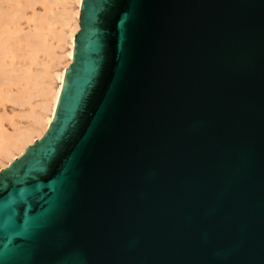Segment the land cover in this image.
Instances as JSON below:
<instances>
[{
    "label": "water",
    "instance_id": "obj_1",
    "mask_svg": "<svg viewBox=\"0 0 264 264\" xmlns=\"http://www.w3.org/2000/svg\"><path fill=\"white\" fill-rule=\"evenodd\" d=\"M79 26L0 173V264H264V0H83Z\"/></svg>",
    "mask_w": 264,
    "mask_h": 264
},
{
    "label": "rangeland",
    "instance_id": "obj_2",
    "mask_svg": "<svg viewBox=\"0 0 264 264\" xmlns=\"http://www.w3.org/2000/svg\"><path fill=\"white\" fill-rule=\"evenodd\" d=\"M59 1H63V0H59ZM65 1H67V4L61 3V4H56V5L51 4L49 0H37V2L35 0H20V1L19 0H1L0 1V22H1L0 31L4 32L5 34L7 33V35L9 34L8 36L11 39H13L14 35L10 33L9 30L16 31L18 33L20 32L21 34H22L21 31H24L25 33L32 35L37 41V43L40 42L38 45L42 44V49H36L38 47V46L36 47L34 46L37 44L36 41H34L36 44H33L34 42L33 43L32 42L26 43L24 41L19 42L20 45L19 44L18 45L20 47H18L17 45L18 49H16L17 50L16 54L18 51H21V52L20 53L18 52L19 57H18V54L15 56V53L14 55L13 53H10L11 56L13 55L12 58L15 56L13 60L11 56L8 55L9 53L7 54H5L6 52L3 53L1 48L4 46L3 44L0 45L2 46L0 47V50H1L0 55L1 54L2 56L4 55L3 56L4 58L0 56L1 58L0 67H2L0 69H3V68L8 69L9 67L11 71H15V74L12 72L14 76L16 75L15 78L18 79L19 77V81H17L16 79L17 82H16L15 87L11 86V89H10V86L3 87V91L5 92V94H6V91L8 92V96L6 98L8 97L9 98L8 99L5 98V100H3L4 98L3 99L0 98V103H1L0 105V127L5 128V129L0 130V134L2 130L4 131L7 130L6 132H9V134H15L16 131L20 129L25 130V131H36V132H41L42 130L36 118L44 115L45 112L43 111L42 107L46 105L47 103L52 102V95L50 96L46 92L49 90L55 91L58 88L59 80L57 76L62 72V69H63L62 64H64L68 60L67 55H68V52L70 51L69 49L70 47L68 46V38L66 39V41L59 42V39L58 41H56L57 40L56 36H58V34L63 33V34H67L68 36L70 34L69 28L67 27L62 28L60 23L55 24V25L50 24L48 22V17L50 18L52 16L57 17L59 18V21H60L62 19L61 15L62 13H64V11L65 12L70 11L73 14H75L78 10V0H65ZM29 2L30 3L32 2V4L33 2H35L32 5L34 8H32V6L31 8L28 7L30 4ZM24 9L26 11H23ZM20 13L24 14V16H21ZM19 15L21 17H19ZM36 16L38 17V19L37 18L35 19ZM3 17L5 19H3ZM7 19L8 20L10 19V20L8 21ZM34 19L37 21H35ZM11 21L14 22L13 25L11 24L12 23ZM3 22L4 23L6 22L7 27L5 26ZM9 22H10V26H9ZM40 22H43L42 26H39L41 25ZM35 23H38L37 25L38 28L34 27ZM4 26L6 27L7 32H5L6 30H4L5 29ZM33 32H37V33H33ZM38 32H41L42 36H40V33ZM10 34L13 36H11ZM35 34H38L40 37H38V35H35ZM9 37L7 38L8 41L10 39ZM36 38H39L41 41H39ZM25 45H28L29 48ZM47 46L51 48V50L53 51V54L51 55L46 54L44 49ZM5 55L6 57L7 56L8 57L5 58ZM25 56L27 58L29 57L30 59L32 57V59L31 60L29 58L25 59L24 58ZM61 57H65V58L63 60H60ZM16 66H20V67L18 68ZM29 75L31 77L27 79ZM32 88L34 90H31ZM20 90H21L22 95L18 93V91ZM27 90H29V92ZM10 92H14L18 94L14 96L13 95L14 93H12L13 95L12 96V95H9ZM10 96L22 97V102H25V103H22V104L19 103L17 105L14 102H10L12 101L11 100L12 98ZM30 96L32 97L29 98ZM30 113L32 114V116L30 115ZM16 125L18 128H16ZM7 161L8 160L5 158V156H3V154L0 151V168H3L7 164Z\"/></svg>",
    "mask_w": 264,
    "mask_h": 264
},
{
    "label": "bare ground",
    "instance_id": "obj_3",
    "mask_svg": "<svg viewBox=\"0 0 264 264\" xmlns=\"http://www.w3.org/2000/svg\"><path fill=\"white\" fill-rule=\"evenodd\" d=\"M1 1V0H0ZM20 1V0H19ZM36 2H37V0H35ZM49 2L51 3V4H67V1H65V0H63V1H59V0H49ZM48 2V3H49ZM30 3V2H29ZM35 2H33V4H34ZM82 3H83V0H78V10H77V12L75 13V14H73L72 12H65L64 11V13H62V15H61V20L59 21V18H57V17H53V19H52V17L50 18V17H48V22L50 23V24H52V25H55V24H58V23H60L61 24V26H62V28H65V27H67V28H69V30H70V34L67 36V34H58V36H56V38H57V40L56 41H58V39H59V42H61V41H66V39L68 38V46L70 47L69 49H70V51L68 52V60L64 63V64H62L63 65V69H62V72L57 76L58 77V80H59V85H58V88L55 90V91H53V90H49V91H47L46 93L48 94V95H52V102H49V103H47L46 105H44L43 107H42V109H43V111L45 112L44 113V115H42V116H40V117H37L36 119H37V121H38V124L41 126V128H42V130H41V132H36V131H25V130H17L16 131V133L15 134H9V132H6L7 130H2V132H1V134H0V151H1V153L3 154V156H5V158L8 160L7 161V164L3 167V168H0V173H1V171L3 170V169H5V168H7V167H9V165L11 164V163H13L16 159H18V158H20L24 153H25V151H26V149L29 147V146H31V145H33L34 143H35V141H38V140H40L43 136H44V134L47 132V130H48V128H49V126H50V124L52 123V121H53V119H54V116H55V112H56V109H57V105H58V101H59V98H60V95H61V92H62V89H63V84H64V81H65V76H66V72H67V69H68V67L72 64V62H73V57H74V48H75V36L77 35V33L80 31V26H79V21H80V14H81V7H82ZM32 4V2L29 4V6L28 7H30L31 8V6L33 5ZM37 4V3H36ZM23 7V6H22ZM32 8H34L33 6H32ZM25 9H27V8H25ZM23 10V11H26V10ZM3 11V10H2ZM47 13V12H46ZM52 13V12H51ZM57 13V12H56ZM59 14H61V13H59ZM20 15L21 16H24V14H22V13H20ZM19 15V17H21ZM17 16V15H16ZM2 17V16H1ZM12 17V16H11ZM15 17V16H14ZM38 19V17L36 16L35 17V19ZM45 18V17H44ZM58 20H57V19ZM3 19H5L4 17H3ZM34 19V20H35ZM55 19V20H54ZM8 20V19H7ZM10 20V19H9ZM8 20V21H9ZM40 20V19H39ZM3 21H5V20H3ZM12 21H13V19H12ZM11 21V22H12ZM35 21H37V20H35ZM1 23V22H0ZM4 23V22H3ZM2 23V24H3ZM13 23L14 22H12L11 24L13 25ZM39 23V22H38ZM38 23H35L34 24V27H37L38 28ZM5 24V26H6V22L4 23ZM40 24L41 25H39V26H42L43 25V22H40ZM8 25V24H7ZM17 25V24H16ZM1 26V25H0ZM4 26V27H5ZM9 26H10V22H9ZM8 26V27H9ZM3 27V26H2ZM7 27V26H6ZM6 27H5V29L4 30H6ZM3 29V28H2ZM13 30V29H12ZM40 30V29H39ZM10 31V33H12L13 35H14V37H13V39H11L8 35H7V33L5 34L4 32H2V31H0V45L1 44H3V46L4 47H2V46H0V47H2L1 48V50L3 51V53H5V54H7V53H9L8 55H10V53H13V55H14V53H15V56L18 54V52L20 53L21 51H18L17 52V54H16V49H18L17 48V45L19 44L20 45V43L19 42H22V41H24V42H26V43H33L34 41H36L35 40V38L32 36V35H30V34H28V33H25L24 31H21L22 32V34L19 32H16V31H11V30H9ZM53 31V30H52ZM5 32H7V30L5 31ZM27 32V31H26ZM55 32V31H54ZM24 33V34H23ZM33 33H37V32H33ZM38 33H40V36H42V33L41 32H38ZM26 34V35H25ZM32 34V33H31ZM11 35V34H10ZM13 35H11V36H13ZM35 35H38V34H35ZM57 35V34H56ZM10 38L9 39V41L7 40V38L8 37ZM39 35H38V37H40ZM51 36V35H50ZM50 36H48V37H50ZM7 37V38H6ZM36 39H38L39 41H41L39 38H36ZM8 41V42H7ZM38 41V42H39ZM5 44H4V43ZM36 43H37V41H36ZM35 42L33 43V44H36ZM40 43V42H39ZM39 43H37L36 45H34L35 47L36 46H38L36 49H42V44L41 45H38ZM57 43V42H56ZM25 44V43H24ZM66 44V43H65ZM18 45V47H20ZM25 46H27L28 47V45H25ZM29 48V47H28ZM27 48V49H28ZM34 48V47H33ZM22 49V48H21ZM0 50V51H1ZM24 50V49H23ZM33 50H35V49H33ZM45 52H46V54H49V55H51V54H53V51L51 50V48L50 47H45ZM40 51V50H39ZM44 54V53H43ZM12 55V56H13ZM0 56H2V54L0 55ZM4 56V55H3ZM2 56V57H3ZM11 56V55H10ZM12 56H11V58H12ZM14 56V57H15ZM21 56V55H20ZM23 56V55H22ZM8 57V56H7ZM6 57V55H5V58H7ZM13 57V58H14ZM18 57H19V54H18ZM4 58V57H3ZM13 58H12V60H13ZM17 58V57H16ZM25 59H28L26 56L24 57ZM35 58V57H34ZM65 57H61L60 58V60H63ZM1 59V58H0ZM9 59H10V57H9ZM24 59V60H25ZM30 59V58H29ZM31 59H32V57H31ZM30 59V60H31ZM8 60V59H7ZM23 60V61H24ZM2 61V60H1ZM44 63H46V62H44ZM32 64V63H31ZM10 65V64H9ZM33 65H35V64H33ZM36 65H38V64H36ZM16 67H20V66H16ZM0 68H2V67H0ZM13 68V67H12ZM8 69H9V67H8ZM8 69H0V98H4L3 100H5V98L8 96V92L6 91V94H5V92L3 91V87H5V86H10V89H11V86H13V87H15V85H16V82L17 81H19V77H18V79L17 78H15V76H14V74H15V71H11L10 69L8 70ZM20 70H21V68H20ZM14 74H13V73ZM18 73H20V72H18ZM23 73V72H22ZM31 75V74H30ZM28 76L27 77V79H29V77H31V76ZM32 76H33V74H32ZM37 77V76H36ZM39 77V76H38ZM16 79H17V81H16ZM26 79V80H27ZM23 80H25V79H23ZM30 82V81H29ZM28 82V83H29ZM17 87V86H16ZM27 89V88H26ZM31 90H34L33 88L31 89ZM23 91V90H22ZM26 91V90H25ZM28 92H29V90H27ZM11 93V94H10ZM9 93V95H12V93H14V92H10ZM18 93L19 94H21V90L20 91H18ZM18 93H14L13 95L14 96H16ZM12 95V96H13ZM22 95V94H21ZM12 96H10L12 99V101H10V102H14L15 104H19V103H25V102H22V97H19V96H17V97H12ZM32 96H30L29 98H31ZM9 98V97H8ZM8 98H6V99H8ZM10 100V99H9ZM27 102H29V101H27ZM3 103V102H2ZM0 105H1V103H0ZM30 115L32 116V114L30 113ZM14 124V123H13ZM16 128H18L17 127V125H16ZM1 129H5L4 127H0V130Z\"/></svg>",
    "mask_w": 264,
    "mask_h": 264
}]
</instances>
